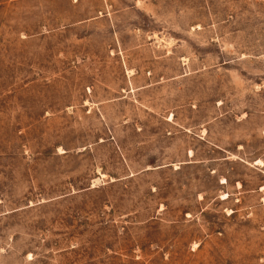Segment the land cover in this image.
<instances>
[{"label": "rangeland", "instance_id": "1", "mask_svg": "<svg viewBox=\"0 0 264 264\" xmlns=\"http://www.w3.org/2000/svg\"><path fill=\"white\" fill-rule=\"evenodd\" d=\"M0 264H264V0H0Z\"/></svg>", "mask_w": 264, "mask_h": 264}]
</instances>
